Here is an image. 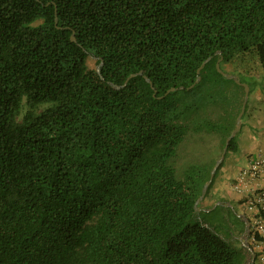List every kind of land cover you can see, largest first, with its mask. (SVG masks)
Masks as SVG:
<instances>
[{"label": "trees", "instance_id": "obj_1", "mask_svg": "<svg viewBox=\"0 0 264 264\" xmlns=\"http://www.w3.org/2000/svg\"><path fill=\"white\" fill-rule=\"evenodd\" d=\"M220 59L263 87L264 0H0V264H258L204 219L223 163L196 210L246 94Z\"/></svg>", "mask_w": 264, "mask_h": 264}, {"label": "rangeland", "instance_id": "obj_2", "mask_svg": "<svg viewBox=\"0 0 264 264\" xmlns=\"http://www.w3.org/2000/svg\"><path fill=\"white\" fill-rule=\"evenodd\" d=\"M89 64L91 67L98 68L100 65L98 63V58H96L94 55H90L89 58ZM264 79V78H263ZM264 90V84L263 87H261ZM247 116L244 118V125H246ZM261 129V126H254L252 128L253 133L255 137H253L251 143H249L250 138L247 137L245 128L241 129V132L239 133L238 139L240 143V147L237 152H228L226 154V157L223 161V164L219 170V173L215 179L214 183V189L217 192V195L219 198L222 199H228L231 198V192H232V186L233 181L238 177L239 172L242 168L246 167L248 165V156L250 154H247L249 151H254V146L258 142V135L259 131ZM257 141H256V140ZM232 202V201H231ZM225 205H218V208H214L212 212L205 213L204 219L209 222V224L214 225L218 227L219 230L222 231V229H225L227 231H230L233 229L234 236L236 239L240 240L242 245L244 244V230L245 225L244 221L239 217L240 214H242V209L239 207V205L228 204V201L224 203Z\"/></svg>", "mask_w": 264, "mask_h": 264}, {"label": "built area", "instance_id": "obj_3", "mask_svg": "<svg viewBox=\"0 0 264 264\" xmlns=\"http://www.w3.org/2000/svg\"><path fill=\"white\" fill-rule=\"evenodd\" d=\"M233 188L241 194L240 217L246 225L243 242L249 250L250 261L254 262L258 254L257 263L264 264V145L249 156L248 165L233 181Z\"/></svg>", "mask_w": 264, "mask_h": 264}, {"label": "water", "instance_id": "obj_4", "mask_svg": "<svg viewBox=\"0 0 264 264\" xmlns=\"http://www.w3.org/2000/svg\"><path fill=\"white\" fill-rule=\"evenodd\" d=\"M58 22H59V18H58V14H57V11H56V23L58 24ZM73 41H76V37H75V36H73ZM220 54H222V52H220ZM222 59H223V58H222ZM222 59H220V60L218 61V63H217V68H218L219 72H220L221 74H223L226 78H228V79H235V80L237 81V83H239V84H243L244 87H245L246 94H245V100H244V103H243L242 111H241V113L239 114V116H238V118H237V126H236V128L233 130V132L231 133V135L227 138L226 146H225V148H224V151H223L222 157H221L220 159H218L217 164H216L215 168H214L213 171H212V174H211V178H210V180L205 184V186H204V188H203V193H202V195L200 196V198H199V199L197 200V202H196V210L199 211V212L202 210V209L199 207V204H200V203L204 200V198L206 197V195H207V193H208V190H209V188H210V186H211V184H212V182H213V180H214V178H215V175H216V173H217V170H218V168L221 166V164L223 163V161H224V159H225V157H226V154H227V152H228V149H229V146H230L231 141L235 138V136H236V135L240 132V130L243 128V116H244V114H245V112H246L247 105H248L249 98H250V91H251L250 85H249L248 83H242L241 78H240L238 75L231 74V73H228V72L224 71V70L221 68V61H222ZM210 60H211V57L208 58V59H207L202 65H201V67L198 69V77H197V80H196V82H195L191 87H189V89L193 88L197 83L200 82V80H201V78H202V76H201V72H202V70L205 68L206 64H207ZM102 66H103V62H101V64H100V65L98 66V68H97V70H98L100 73H101V70H102ZM138 75H144V71H140V72H138V73H134V74H132V75L126 80V82H125V84H124L123 86L115 85V84H113V83H112V84H113V86H114L115 88L120 89V88L126 86L131 78L136 77V76H138ZM144 76H145L146 80H147L150 84H152V87L155 89V87L153 86V82H152V80H151L147 75H144ZM103 79H104V77H103ZM185 88H186V87H184V86L179 87V88H177V87H173V88H171L170 90H168V91L166 92V94H165L164 96H162V98H163V97H166L167 95H169V94H170L171 92H173V91H176V90H178V89H185ZM155 95H156V92H155ZM206 211L209 212L210 210H206ZM255 258H256V254L253 253V259H255Z\"/></svg>", "mask_w": 264, "mask_h": 264}, {"label": "crops", "instance_id": "obj_5", "mask_svg": "<svg viewBox=\"0 0 264 264\" xmlns=\"http://www.w3.org/2000/svg\"><path fill=\"white\" fill-rule=\"evenodd\" d=\"M247 121H246V125L243 126V129L245 128V132L248 138H250L249 143H251L254 136L253 130L252 128L254 126H261V129L259 131H257L259 133V139L258 142H256L257 144L254 146V151H249L247 154H254L256 153L258 150H260V148L264 145V90L260 87L257 86L250 98V104H249V110L247 113ZM256 140V139H255ZM257 141V140H256ZM240 146V143H239ZM249 155V156H250ZM249 156H248V162H249ZM232 192H231V198L228 199H222L219 198L217 195V192L214 188L211 194L210 199L207 201L208 204H214V206L212 208H208L205 210H213L214 208H216L218 205H225L224 203H226V201H228V204H233L235 203L236 205H239V201L241 198V194L238 193L232 186ZM232 201V202H231ZM241 215V214H240ZM239 215V217H240ZM256 251L258 252L259 249L256 248Z\"/></svg>", "mask_w": 264, "mask_h": 264}]
</instances>
